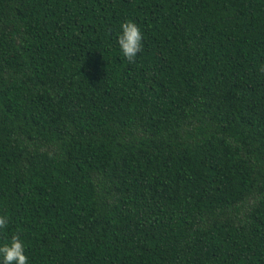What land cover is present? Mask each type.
Listing matches in <instances>:
<instances>
[{
	"label": "trees",
	"instance_id": "obj_1",
	"mask_svg": "<svg viewBox=\"0 0 264 264\" xmlns=\"http://www.w3.org/2000/svg\"><path fill=\"white\" fill-rule=\"evenodd\" d=\"M0 216L28 264H264V0H0Z\"/></svg>",
	"mask_w": 264,
	"mask_h": 264
},
{
	"label": "clouds",
	"instance_id": "obj_2",
	"mask_svg": "<svg viewBox=\"0 0 264 264\" xmlns=\"http://www.w3.org/2000/svg\"><path fill=\"white\" fill-rule=\"evenodd\" d=\"M121 34L118 36L120 51L129 63H134L139 52L142 51L143 35L140 27L132 21L121 24ZM8 217L0 216V229L6 228ZM2 264H28V257L24 254V244L19 235L0 246Z\"/></svg>",
	"mask_w": 264,
	"mask_h": 264
}]
</instances>
